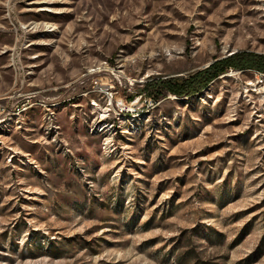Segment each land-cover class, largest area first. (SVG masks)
Returning <instances> with one entry per match:
<instances>
[{
    "label": "rangeland",
    "instance_id": "rangeland-1",
    "mask_svg": "<svg viewBox=\"0 0 264 264\" xmlns=\"http://www.w3.org/2000/svg\"><path fill=\"white\" fill-rule=\"evenodd\" d=\"M238 53L264 0H0V264H264V71L157 85Z\"/></svg>",
    "mask_w": 264,
    "mask_h": 264
},
{
    "label": "trees",
    "instance_id": "trees-1",
    "mask_svg": "<svg viewBox=\"0 0 264 264\" xmlns=\"http://www.w3.org/2000/svg\"><path fill=\"white\" fill-rule=\"evenodd\" d=\"M231 68H253L264 71V56L238 53L230 58L217 61L209 68L193 75L190 79H171L157 83V85L162 89L164 88L166 91L179 96L195 94L196 92L201 91L202 88L208 86L210 82L225 74ZM149 87H151V85Z\"/></svg>",
    "mask_w": 264,
    "mask_h": 264
}]
</instances>
